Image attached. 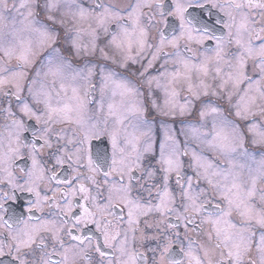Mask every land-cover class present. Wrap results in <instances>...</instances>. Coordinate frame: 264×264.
Here are the masks:
<instances>
[{
  "label": "snow or ice",
  "instance_id": "snow-or-ice-1",
  "mask_svg": "<svg viewBox=\"0 0 264 264\" xmlns=\"http://www.w3.org/2000/svg\"><path fill=\"white\" fill-rule=\"evenodd\" d=\"M0 264H264V0H0Z\"/></svg>",
  "mask_w": 264,
  "mask_h": 264
},
{
  "label": "flooded vegetation",
  "instance_id": "flooded-vegetation-1",
  "mask_svg": "<svg viewBox=\"0 0 264 264\" xmlns=\"http://www.w3.org/2000/svg\"><path fill=\"white\" fill-rule=\"evenodd\" d=\"M11 2H12V0L9 3H11Z\"/></svg>",
  "mask_w": 264,
  "mask_h": 264
},
{
  "label": "rangeland",
  "instance_id": "rangeland-1",
  "mask_svg": "<svg viewBox=\"0 0 264 264\" xmlns=\"http://www.w3.org/2000/svg\"><path fill=\"white\" fill-rule=\"evenodd\" d=\"M11 0H9V2H10Z\"/></svg>",
  "mask_w": 264,
  "mask_h": 264
}]
</instances>
